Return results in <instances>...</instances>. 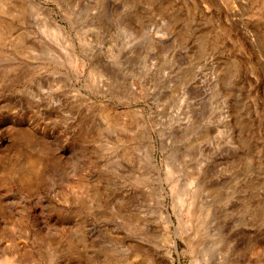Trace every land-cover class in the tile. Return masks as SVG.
Here are the masks:
<instances>
[{
    "label": "rangeland",
    "instance_id": "374dc122",
    "mask_svg": "<svg viewBox=\"0 0 264 264\" xmlns=\"http://www.w3.org/2000/svg\"><path fill=\"white\" fill-rule=\"evenodd\" d=\"M0 29V256L264 264V0H0Z\"/></svg>",
    "mask_w": 264,
    "mask_h": 264
},
{
    "label": "bare ground",
    "instance_id": "6f19581e",
    "mask_svg": "<svg viewBox=\"0 0 264 264\" xmlns=\"http://www.w3.org/2000/svg\"><path fill=\"white\" fill-rule=\"evenodd\" d=\"M1 30V29H0ZM170 221V220H169ZM100 243V242H99ZM174 243V245H176V243L175 242H173ZM102 246V245H101ZM104 247V246H103ZM84 248H85V250L84 251H87L88 250V248H87V246L86 245H84ZM98 248V247H97ZM96 251H97V249H96ZM98 254H100V252H98ZM6 254L4 253V255H1L0 256V264H26V261H27V257L25 256V255H22V254H18V255H6ZM32 258V257H31ZM35 258V257H34ZM102 258V255H100L99 256V258L98 259H101ZM33 259V258H32ZM37 259V258H36ZM35 261H37V260H35ZM102 261V260H101ZM165 263L164 264H172L169 260H165L164 261ZM33 263H34V259H33ZM32 263V264H33ZM37 263V262H36Z\"/></svg>",
    "mask_w": 264,
    "mask_h": 264
}]
</instances>
